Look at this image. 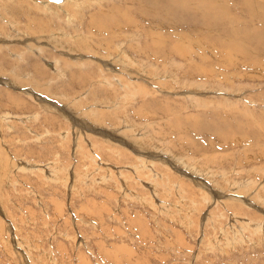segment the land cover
Segmentation results:
<instances>
[{
  "label": "rangeland",
  "instance_id": "1",
  "mask_svg": "<svg viewBox=\"0 0 264 264\" xmlns=\"http://www.w3.org/2000/svg\"><path fill=\"white\" fill-rule=\"evenodd\" d=\"M64 1L0 0V264H264V0Z\"/></svg>",
  "mask_w": 264,
  "mask_h": 264
},
{
  "label": "bare ground",
  "instance_id": "2",
  "mask_svg": "<svg viewBox=\"0 0 264 264\" xmlns=\"http://www.w3.org/2000/svg\"><path fill=\"white\" fill-rule=\"evenodd\" d=\"M51 1V0H50ZM63 1L64 0H62V1H59V2H56V3H59V4H62L63 3ZM175 1V0H174ZM249 1H251V0H243V2H245L247 5H248V7H250L251 6V3H250V5H249ZM53 2H55V1H53ZM65 2V1H64ZM224 4V3H223ZM212 5V4H211ZM131 7V5H128V8H130ZM82 9V8H81ZM107 17H109V16H107ZM102 18V17H101ZM98 19V18H97ZM100 20V19H99ZM103 20V19H102ZM102 20H101V22H102ZM105 20V19H104ZM104 20H103V22H104ZM108 20V19H107ZM100 22V23H101ZM129 22V21H128ZM131 22V21H130ZM104 24H105V22H104ZM103 24V26L102 27H106L107 25H104ZM107 24V23H106ZM101 25H102V23H101ZM101 27V26H100ZM102 29V28H101ZM106 29V28H105ZM107 29H108V27H107ZM104 30V29H103ZM104 33H106L107 34V32L106 31H103ZM159 37V36H158ZM109 43V41H106L105 42V44L107 45ZM111 46V45H110ZM124 46H125V44H124ZM126 47V46H125ZM107 48H108V50H112V51H110V56L111 57H109L110 59H114V62H115V60H120V58L121 57H118V56H116V57H114L113 56V49L112 48H109V46H107ZM176 49H177V47H176ZM122 50V49H121ZM120 54V53H119ZM20 55V54H19ZM107 58V57H106ZM124 61V60H123ZM109 63V62H108ZM47 64H50L51 66H52V64L51 63H47ZM112 64V63H111ZM133 64V63H132ZM113 65V64H112ZM108 69H110L109 67H108ZM126 69H128V68H126ZM136 69V68H135ZM135 69H133L132 67L131 68H129L128 70L129 71H131V72H133V71H135ZM112 71H113V69H111ZM124 71H125V69H123ZM138 71V70H137Z\"/></svg>",
  "mask_w": 264,
  "mask_h": 264
},
{
  "label": "water",
  "instance_id": "3",
  "mask_svg": "<svg viewBox=\"0 0 264 264\" xmlns=\"http://www.w3.org/2000/svg\"><path fill=\"white\" fill-rule=\"evenodd\" d=\"M51 1L59 2V1H62V0H51Z\"/></svg>",
  "mask_w": 264,
  "mask_h": 264
},
{
  "label": "crops",
  "instance_id": "4",
  "mask_svg": "<svg viewBox=\"0 0 264 264\" xmlns=\"http://www.w3.org/2000/svg\"><path fill=\"white\" fill-rule=\"evenodd\" d=\"M50 1V0H49ZM59 4V3H58Z\"/></svg>",
  "mask_w": 264,
  "mask_h": 264
}]
</instances>
